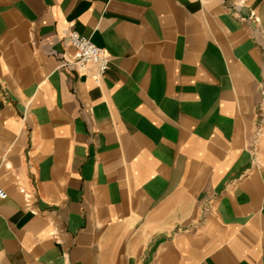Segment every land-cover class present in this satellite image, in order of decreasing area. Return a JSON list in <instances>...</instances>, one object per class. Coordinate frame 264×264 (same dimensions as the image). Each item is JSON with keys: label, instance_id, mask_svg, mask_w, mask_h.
Listing matches in <instances>:
<instances>
[{"label": "crops", "instance_id": "obj_1", "mask_svg": "<svg viewBox=\"0 0 264 264\" xmlns=\"http://www.w3.org/2000/svg\"><path fill=\"white\" fill-rule=\"evenodd\" d=\"M0 188V264H264V0H0Z\"/></svg>", "mask_w": 264, "mask_h": 264}, {"label": "built area", "instance_id": "obj_2", "mask_svg": "<svg viewBox=\"0 0 264 264\" xmlns=\"http://www.w3.org/2000/svg\"><path fill=\"white\" fill-rule=\"evenodd\" d=\"M66 36L75 50L73 64L80 72L85 73L92 65H95L100 75L106 73L110 66V59L104 49L97 47L89 38L76 31L67 32ZM7 197V192L0 188V198Z\"/></svg>", "mask_w": 264, "mask_h": 264}]
</instances>
